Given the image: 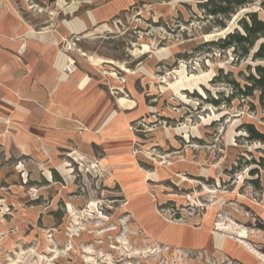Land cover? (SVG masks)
Wrapping results in <instances>:
<instances>
[{
	"label": "rangeland",
	"instance_id": "374dc122",
	"mask_svg": "<svg viewBox=\"0 0 264 264\" xmlns=\"http://www.w3.org/2000/svg\"><path fill=\"white\" fill-rule=\"evenodd\" d=\"M110 1L12 0L41 31ZM200 1L136 0L61 37L68 72L97 66L102 117L64 113L58 134L48 109L0 98V264H264V144L244 127L264 131L247 87L264 61L208 43L260 2L217 17Z\"/></svg>",
	"mask_w": 264,
	"mask_h": 264
},
{
	"label": "crops",
	"instance_id": "0c3cea01",
	"mask_svg": "<svg viewBox=\"0 0 264 264\" xmlns=\"http://www.w3.org/2000/svg\"><path fill=\"white\" fill-rule=\"evenodd\" d=\"M135 1L99 3L98 7L88 8L67 20L65 26H47L41 31L28 25L29 22L13 7L12 0H0V98L5 97L16 105L17 111L31 113L32 110L48 109L51 113L48 118L54 123L50 129L58 134L66 131L64 113L81 112L80 120L87 123L94 116L102 117L113 101L106 85L95 77L97 66L87 58L77 56L81 67L68 72L65 69L67 59L58 49L59 42L67 34H86L91 28L119 15ZM79 11L77 6L69 10V14Z\"/></svg>",
	"mask_w": 264,
	"mask_h": 264
},
{
	"label": "trees",
	"instance_id": "16d2710c",
	"mask_svg": "<svg viewBox=\"0 0 264 264\" xmlns=\"http://www.w3.org/2000/svg\"><path fill=\"white\" fill-rule=\"evenodd\" d=\"M257 1L260 2V9L257 11H248L244 15L239 21L241 30L236 28L235 31H230L227 36L208 43L212 45L217 44L222 49L234 47L236 52H240L243 49L242 51L245 54H250L251 50L256 48L252 54V59L255 61H264V40L258 43L261 38H264V17L260 15V11L264 13V0H201L199 3L201 7L206 9L208 15L228 17V15L235 13L238 9L256 3ZM248 79L250 81V84L247 85L249 92L261 90V99L263 100L264 63H258ZM232 82L234 84L237 83L235 80ZM244 127L250 134V139L264 144L263 130H259L253 123H246ZM254 162L258 166L252 169L251 173L256 174L261 169L264 170V154L259 157V160L254 159Z\"/></svg>",
	"mask_w": 264,
	"mask_h": 264
},
{
	"label": "built area",
	"instance_id": "2783aa9c",
	"mask_svg": "<svg viewBox=\"0 0 264 264\" xmlns=\"http://www.w3.org/2000/svg\"><path fill=\"white\" fill-rule=\"evenodd\" d=\"M76 44V42H67V44H66V46H68L69 47V49L72 47V45H75ZM71 65H75V63H74V60H71Z\"/></svg>",
	"mask_w": 264,
	"mask_h": 264
}]
</instances>
